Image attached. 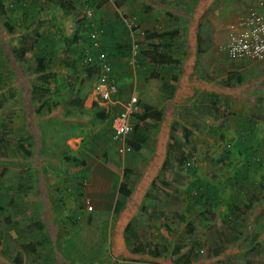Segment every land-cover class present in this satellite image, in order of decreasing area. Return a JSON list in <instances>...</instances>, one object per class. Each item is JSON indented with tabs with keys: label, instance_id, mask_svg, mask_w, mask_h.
<instances>
[{
	"label": "rangeland",
	"instance_id": "obj_1",
	"mask_svg": "<svg viewBox=\"0 0 264 264\" xmlns=\"http://www.w3.org/2000/svg\"><path fill=\"white\" fill-rule=\"evenodd\" d=\"M125 1L136 2L117 0L115 6ZM174 1L179 3L178 8L180 5L193 4L192 0ZM15 4V0H4V13L0 12V217L8 215L13 222L0 226L12 227L9 232L11 240L5 242L0 239V264H13L12 258L17 254H20L27 264H167V257L143 259L130 255L127 249L131 242L162 243L164 241L160 231L162 223L169 225L170 234L171 232L173 234L171 242L184 244L185 239L186 245L195 250L196 243L200 242L204 252H199L198 258L207 260L202 264H264V126L258 125L254 131L245 132L241 129V124L235 122L234 125L231 124L233 132L224 134L223 138L208 131L206 137L203 133L200 138L193 134L194 137L189 144L182 141L184 132L182 130L169 129L157 132L154 140L152 137L147 144L148 147L141 154L162 157L167 164L166 167L172 170L171 173L174 172V181L180 190L171 188L168 193L164 190L168 189V185H158L161 187L160 191L159 187L155 186L146 196L136 194L137 203L144 199L142 205L148 204L144 210L143 207L139 210L128 208L115 216L106 208L95 211L90 200L93 209L87 212L85 199H91L90 197H84L82 201L76 202L77 197L64 191L65 187L61 183L58 188L56 186L49 188L51 183L48 182H53L54 176L60 177V173L64 175V171L70 170L68 164L59 161L60 165L57 166L55 161L63 153L71 155L70 145L68 146L71 139L67 138L72 137L74 123L71 122V114L68 116L70 121L63 123L52 115L55 107L52 108L53 112L46 113L44 108L38 112L37 106L46 98H51L54 85L60 84L64 85V88H61L63 100L67 101L75 88L77 74L86 80L87 86L94 89L99 72L84 71V66L80 62H76L75 70L69 67V63L81 56L83 49L88 46V32L83 21L86 19L84 13L87 9L82 8L66 15L61 14L63 9L61 11L54 9L53 14L49 6L50 10L46 7L48 3H43L42 9L39 6L37 9L39 11L28 14L27 21H22L23 23L19 21L18 24L21 9L16 8ZM113 4L110 5L112 8ZM230 4H232L230 0L223 2L225 11L227 8L230 9L228 7ZM116 10L120 11L117 8ZM75 13L79 14L78 19L72 18ZM231 14L232 12L223 13L222 19L223 31L229 34L226 45L240 21V16L232 20ZM9 17L15 24L7 30L3 28V22L10 20ZM135 20L134 16L127 20V25L131 26V29L135 27L131 25ZM93 22L101 25L95 20ZM176 22L181 27L184 20L177 19ZM36 34L48 39L51 36L58 38L63 35L71 38L73 34L81 37L73 45L58 42L53 49L46 50L45 57L37 60L33 53L38 49L34 40L32 41L33 38L36 39ZM24 49L28 50V54L20 61ZM11 52L15 55L13 58H18L17 62L8 59L12 56ZM225 54L222 53L226 62L225 68L231 69L232 65L227 63L230 60ZM233 61L238 60L230 62ZM42 63L48 64L55 72L54 77L48 81V85L51 83V86L47 92L38 90L37 75L32 71L34 66ZM227 78L225 75L226 86L232 83ZM61 89L59 88V93ZM204 107H207V112L212 117L219 121L224 119L222 113L212 114L213 107L210 108L208 105ZM138 109L140 113V105ZM261 110L258 109V114L262 117ZM135 121L133 119V124ZM101 124L107 148L115 160L132 154V151L124 155L118 154L110 130L107 129L108 124ZM240 141L242 143H239ZM224 142L230 145V148L226 147L228 153L223 147ZM25 147L30 149V156L25 155ZM247 150L255 152L253 158L257 160L251 163L253 169L246 173L245 180L238 178L237 181L234 175L245 165ZM180 154L190 156L192 164L190 170H181L173 162L172 158ZM154 166L155 163L147 164L148 173L151 174L150 169ZM198 176L206 177L208 184L217 188L220 193L217 194L219 201L216 205L207 206V211L200 212L199 216L191 221L192 225L180 228V224L184 223L182 220L189 215V212H186L188 200H191L188 190ZM38 181L46 187L45 193L39 192ZM28 184H31L30 187ZM56 193L63 196H60L61 202L56 198ZM237 193L241 197H238L237 202H232L231 196ZM47 200L51 204L50 209ZM151 205H154V208L150 209ZM232 212L239 216L237 223L234 224ZM205 214L208 216L209 226H204V220L201 218ZM38 230H41V233H37ZM122 237L124 240L126 238L124 244ZM34 241L39 243L36 253L20 252L18 246L20 243ZM7 244L9 251L3 255ZM216 248L221 250L225 248L230 254L223 259H217L221 254L217 257L212 254V250ZM207 254H212L213 257ZM195 258L190 260V264L198 261L200 264L201 259Z\"/></svg>",
	"mask_w": 264,
	"mask_h": 264
},
{
	"label": "crops",
	"instance_id": "obj_2",
	"mask_svg": "<svg viewBox=\"0 0 264 264\" xmlns=\"http://www.w3.org/2000/svg\"><path fill=\"white\" fill-rule=\"evenodd\" d=\"M60 1L61 4L52 5L53 7L50 8L53 14L54 9L57 11L63 9L64 12L62 11L61 14L66 15L69 12L74 13L82 10V8L88 10V5H92L93 20L101 23L105 28L102 45L106 49L108 63L111 65L118 93L112 97L110 102L99 101L96 99L93 89L87 86L86 80H83L82 76H78V74L75 88L69 94L71 96L67 101L63 100V89L60 93L53 91L54 95L52 94L51 101L55 103L53 104L55 112L52 110V115L63 123L69 122L68 116L72 115L71 122L74 123V127L72 137L67 138L71 139L68 146L70 145L71 148L70 156L78 159L81 165L72 166L64 162L70 166V170L64 171V175L60 173L61 179L54 176V181L48 182L51 183L49 188L55 186L58 188L61 183L65 187L64 191L77 197L76 202H80L88 196L91 198L95 211L106 208L111 212L122 171L129 169L131 170L128 176L131 195L120 214L128 208L139 210L143 207L144 210L148 204L142 205L144 199H140V202L137 203L135 201L136 194L146 196L155 186L159 187L160 191L161 187L158 185H168L169 190L164 189L168 193L171 188L180 190L174 181V172L171 173L172 170L170 171L166 167L167 164L162 160V157L141 154L148 147L147 144L152 137L154 140L157 132L169 129L171 131L189 130L192 132V136L189 137L192 142L194 136L200 138L203 133L206 137L208 131L212 132L214 136L218 135L223 138L224 134L233 132L231 124L234 125L235 122H239L241 129L245 132L254 131L258 125L264 126V59L259 61L228 58L225 54V46H227L229 34L223 31L224 21H222L225 12H232L230 16L232 20L239 16L241 19L251 8L264 13V0H230L232 4L228 6L230 8L229 10L227 8L228 11H225L222 6L225 0H192L193 4L190 6L180 5L179 8L177 7L179 3L174 0H136L131 3L125 1L119 6H115L117 0ZM15 3L22 5L23 8H28L30 12L36 11L39 6L40 9L44 6L42 1L36 0H15ZM111 3H114L115 9L110 6ZM48 6L51 4H47V8ZM116 8L120 11L118 12ZM133 16L137 21L135 29H131L127 25V20ZM72 18L78 19L79 14H73ZM177 19L184 20L181 27L176 22ZM228 26L227 23V28ZM146 35L148 37H145ZM134 43L138 44L139 55L136 58V64L129 65L130 49ZM222 53L230 61L238 60L227 62L232 65L231 69L225 68L226 62ZM163 55L172 58L175 62L172 64L168 62L156 63L159 56L162 58ZM225 75L232 81L228 86L225 85ZM165 85L166 89H164ZM86 86L87 88H85ZM133 93L137 94L139 105H141L139 114L144 115L143 119L136 120L135 125L138 131H142L144 122L150 123V138L140 151H132V154L124 155L121 160L117 161L110 153V149L107 148L106 136L102 133L101 123L108 124L106 127L109 128L110 135H112L110 119ZM206 105L210 108L213 107L212 114L219 112L221 115L222 113L224 119L219 121L212 117L207 112V107H204ZM96 108L107 114V118L103 122L96 118L94 112ZM203 108L205 110H202ZM259 108L262 109V117L261 114H258ZM202 115L204 116L202 117ZM219 123L221 124L219 125ZM174 126L177 128L172 129ZM182 141H184L183 136ZM64 155L66 154L63 153L62 156ZM62 156L58 157L57 161L54 160L57 166L60 165L59 161L63 162ZM148 163H155V166L150 169L151 174L148 173ZM246 167L245 178L246 173L253 169L252 166ZM242 169L245 170V167L243 166ZM234 176L238 181L239 177L236 172ZM245 178L242 179L245 180ZM202 179L206 183L203 187L205 193L211 196L207 199L210 202L215 199L214 205H216L219 201L217 197V194H220L219 191L208 184L206 177L198 176L196 181ZM49 180L51 181V178ZM37 185L39 192H46V187L42 182L38 181ZM56 194V198L61 202L60 196H63L61 194L58 196L59 193ZM189 197L192 198L191 195ZM238 197H241L239 193L234 194L231 196V201L237 202ZM209 203L208 206H211ZM47 204L50 209L51 204L48 200ZM197 204L193 199L188 200L186 212L188 211L189 215L182 220L184 223L180 224V228L192 225L191 221L196 219L200 212L207 211L206 207ZM152 208L154 205H151L150 209ZM165 210L171 211L169 208H165ZM178 216L180 215L178 214ZM232 217L234 216L232 215ZM201 218L204 220V226H209L207 214ZM238 219H235V223ZM125 240L122 237V244ZM184 244H186L185 239ZM196 244L197 254L192 255L191 259L196 257L195 259L199 260L201 258H198V251L204 252V250L200 242ZM220 254L217 259H223L230 253L224 248ZM208 256L212 257V254ZM200 261V264L207 262L205 259ZM192 264H199V261Z\"/></svg>",
	"mask_w": 264,
	"mask_h": 264
},
{
	"label": "trees",
	"instance_id": "obj_3",
	"mask_svg": "<svg viewBox=\"0 0 264 264\" xmlns=\"http://www.w3.org/2000/svg\"><path fill=\"white\" fill-rule=\"evenodd\" d=\"M4 0H0V12L4 13L3 8H4ZM36 1H42L43 3H48L51 4V6H49V8L53 7L52 5H58L61 4L60 0H36ZM16 8H20L21 12H20V17L18 20V24L20 22H26L27 18H28V14L32 13L30 12V10L27 8H23L22 5L19 4H15ZM89 8L88 10H90L91 12V16L89 17L87 15V12L84 13V17L83 18L85 20L84 24L86 25V30L88 32V46L86 49H83V52H81V56H79L76 60L72 61L71 63H69V67L73 70L76 69V62H80L83 66H84V71L88 72L90 70L93 71H97V68H95L94 66H90L84 63V59L86 54H90L92 52H94L93 48L90 47V43H89V33L93 30V29H97L100 33H99V42H100V46L101 49L100 51L105 53L107 60H108V56H107V52L104 49L103 45H102V36L104 34L105 28L104 26H102V24H98L93 22V7L91 4L88 5ZM47 7V6H46ZM47 8V9H49ZM1 16V15H0ZM10 19V17H9ZM20 21V22H19ZM38 21H41V17L38 19ZM22 22V23H23ZM134 23L137 24V21L135 20ZM15 24L14 20H8L5 23L3 22V28L4 29H10L11 25ZM136 28V26H135ZM132 28V29H135ZM7 29V30H8ZM36 39H32V41L34 40L38 51L34 52L33 55L35 57V59H39L40 57H45L46 56V50L47 49H53L55 47V44H57L58 42H62L63 44L66 45H73V43H76L77 40L79 39V35L73 34L71 38H68L66 35H63L61 37L58 38H54L53 36L50 37V39L48 38H44L42 37V35L36 34ZM145 37H148V35H146ZM30 39V37H29ZM132 47V46H131ZM28 54V50H23L22 52V56L19 59L20 61H22L25 57V55ZM11 55L8 59H12L13 61L17 62L18 58H13L15 55H13V52H11ZM130 55H131V49H130ZM139 55V47L137 50V53L134 55L133 57V64L135 65L136 63V58ZM160 58H158L156 60V63L158 64H164V63H169L172 64L175 62V60H173L172 58L166 57L165 55L159 56ZM130 63V61H128ZM130 65V64H129ZM111 66V65H110ZM33 73H35L37 75V80L39 82V86L38 90L40 91H49L50 90V84L48 85V81L49 79H51L52 77H54L55 72L52 71L51 67L48 64H37L36 66L33 67ZM111 78L114 81V77H113V73H112V68H111ZM1 79V77H0ZM115 83V82H114ZM53 84V83H52ZM116 84V83H115ZM36 86V87H37ZM45 86V88H44ZM57 86V87H56ZM64 85L60 84V85H54L55 89L53 90L58 91L59 92V88L61 89V87H63ZM118 88V87H117ZM167 86H164V89H166ZM51 92V91H50ZM53 94V92H51ZM118 93V90H117ZM116 93V94H117ZM54 95V94H53ZM57 102V101H56ZM55 104L53 101H51V98L48 97L45 100L41 101L39 103V105L37 106V111L41 112L42 109L44 108L46 113H49L52 111V108L55 107ZM138 105H139V99H138ZM141 106V105H140ZM95 116L97 119H99L100 121H104L107 118V114L99 109H95ZM144 118V115L142 114H135L133 116V119L139 121L141 119ZM132 119V121H133ZM133 123V122H132ZM136 123V121H135ZM150 123H146L144 122V128L142 131H138L137 130V126L135 124H133V130L131 132V134L129 135L128 139H127V143L131 148V151H135L138 152L141 150V148L146 144V142L149 140L150 138ZM177 126L172 127V129H176ZM190 135H192V132H190L189 130H184L182 136L184 139V143L185 144H189L190 143ZM225 143V142H224ZM224 148H230L229 143H225L223 145ZM225 149L226 152L228 153L229 150ZM255 151V150H254ZM24 153L26 156H30L31 155V151L29 148L25 147L24 148ZM256 153L255 152H250V151H246V158H245V170L240 168L239 170L236 171L237 177H241V178H245V172L247 171V167L246 166H250L251 163H254L255 160H257V158H253V156H255ZM63 158L61 159L63 162L69 163L72 166H78L81 165V162L70 156V155H64L62 156ZM169 161H170V157H168ZM254 159V160H253ZM173 162L178 166L179 169L181 170H190L191 169V159L190 156H184L182 154H180L177 157L172 158ZM244 172V173H243ZM131 173V170L129 169H123L122 171V175L120 178V183L118 186V190H117V194H116V199L114 202V207L112 210L113 215L117 216L120 214V211L123 209V207L125 206V203L127 201V199L130 197L131 195V190L129 187V181H128V176ZM206 183H204L203 181H194L192 182V184L190 185L189 188V195H191V199H193L194 202L198 203L199 205H203L204 207L207 208L208 203L210 202L209 199L211 196H208V194L205 193L203 187L205 186ZM31 184H28L27 186L30 187ZM197 204V205H198ZM215 204V199H212V201L209 203V205H214ZM234 216V219H238V215L235 214V212L231 213ZM236 221V220H235ZM235 221L233 220V223H235ZM11 219L8 215H3L0 217V226L2 225H6L7 223H11ZM13 223V222H12ZM11 223V224H12ZM3 227V226H2ZM10 230H12V227H6V228H0V239L2 238V240H5V242L11 240V236L9 234ZM161 234L163 237V242L159 243V244H143L140 242H131L129 244V246H127L128 252L130 253V255L132 256H139L140 258H155V259H164L167 257V264H190V259L192 257V255H196L197 254V250L191 248L188 244H180V243H173L172 241V236L170 234V228L169 225L167 223H162L161 225ZM37 233H41V230H38ZM41 243V242H40ZM39 243H37L36 241L34 242H25V243H20L19 248L21 249L20 252H27V253H36L37 252V245ZM8 244L4 247L3 250V255H6L8 253ZM202 250H199L198 252H201ZM221 249L220 248H216L212 250V254L214 255V257H217V255H220ZM210 253V252H209ZM208 253V254H209ZM212 255V257H213ZM33 261V259L31 260V262ZM12 263L13 264H27L22 256L19 254H17V256H14L12 258Z\"/></svg>",
	"mask_w": 264,
	"mask_h": 264
},
{
	"label": "built area",
	"instance_id": "obj_4",
	"mask_svg": "<svg viewBox=\"0 0 264 264\" xmlns=\"http://www.w3.org/2000/svg\"><path fill=\"white\" fill-rule=\"evenodd\" d=\"M90 17L91 12L87 10ZM237 32L230 37L226 46V55L230 59H264V13L257 9H250L238 23ZM131 25L136 26L133 22ZM131 27V26H130ZM99 31L93 29L89 33L90 47L94 52L86 54L84 63L97 68L99 75L94 84L93 93L97 100L102 102L112 101V97L117 93V85L111 78V66L108 63L105 53L101 52L99 42ZM138 44L131 47L130 65H133V57L137 53ZM139 112L138 96L131 94L122 104L119 111L112 115L110 127L112 140L116 144V151L120 155L131 152L127 139L133 130L132 119ZM86 211H92L90 199H85Z\"/></svg>",
	"mask_w": 264,
	"mask_h": 264
}]
</instances>
